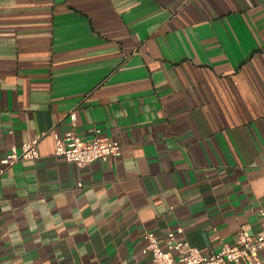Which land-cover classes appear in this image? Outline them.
I'll return each mask as SVG.
<instances>
[{"label": "crops", "instance_id": "1", "mask_svg": "<svg viewBox=\"0 0 264 264\" xmlns=\"http://www.w3.org/2000/svg\"><path fill=\"white\" fill-rule=\"evenodd\" d=\"M95 129L118 157L53 154V132ZM40 134L0 176V264H152L146 232L203 253L254 235L264 0H0V161Z\"/></svg>", "mask_w": 264, "mask_h": 264}, {"label": "built area", "instance_id": "2", "mask_svg": "<svg viewBox=\"0 0 264 264\" xmlns=\"http://www.w3.org/2000/svg\"><path fill=\"white\" fill-rule=\"evenodd\" d=\"M74 119V114H70ZM92 139L84 140L73 131L60 135L53 132V154L78 167L94 162H105L120 155V144L117 141L99 136L94 130ZM43 134L23 142L19 148L11 147L0 161V176L15 163L22 160H34L38 157L37 144ZM259 229L251 235L244 226H240L232 244L221 243L219 249L212 253H203L186 241L175 239V232L166 234L161 247L153 233L146 232L144 253L149 254L152 264H222L242 261L245 264H264V211L259 210ZM177 233L181 229H176Z\"/></svg>", "mask_w": 264, "mask_h": 264}]
</instances>
